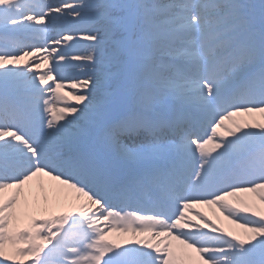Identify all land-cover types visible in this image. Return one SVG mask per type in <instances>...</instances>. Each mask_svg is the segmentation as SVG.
<instances>
[{"label":"snow or ice","instance_id":"obj_1","mask_svg":"<svg viewBox=\"0 0 264 264\" xmlns=\"http://www.w3.org/2000/svg\"><path fill=\"white\" fill-rule=\"evenodd\" d=\"M0 264H264V0H2Z\"/></svg>","mask_w":264,"mask_h":264},{"label":"bare ground","instance_id":"obj_2","mask_svg":"<svg viewBox=\"0 0 264 264\" xmlns=\"http://www.w3.org/2000/svg\"><path fill=\"white\" fill-rule=\"evenodd\" d=\"M0 2H2V0H0ZM32 71H35V69H33ZM257 119H258V117H257ZM44 180H45V182H47L46 178H44ZM202 211H204V210L202 209ZM209 212L212 214L211 211H209ZM222 226H224V227H226V228L231 227V226L227 225L226 222H224ZM113 238H114V239H117V240H121V241L127 239V237H123V236H120V235H118V234H114Z\"/></svg>","mask_w":264,"mask_h":264},{"label":"rangeland","instance_id":"obj_3","mask_svg":"<svg viewBox=\"0 0 264 264\" xmlns=\"http://www.w3.org/2000/svg\"><path fill=\"white\" fill-rule=\"evenodd\" d=\"M205 211H206L207 214H208L209 210H208V209H205ZM209 216L212 217V214H211V215L209 214Z\"/></svg>","mask_w":264,"mask_h":264}]
</instances>
